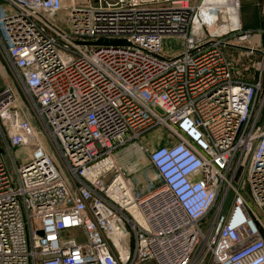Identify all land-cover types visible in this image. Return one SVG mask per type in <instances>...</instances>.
Masks as SVG:
<instances>
[{
  "label": "built area",
  "instance_id": "1",
  "mask_svg": "<svg viewBox=\"0 0 264 264\" xmlns=\"http://www.w3.org/2000/svg\"><path fill=\"white\" fill-rule=\"evenodd\" d=\"M227 22L207 0H0V264H264L236 185L264 208V46L259 75L235 72L227 47L258 50ZM156 128L138 148L161 184L141 192L114 153Z\"/></svg>",
  "mask_w": 264,
  "mask_h": 264
},
{
  "label": "rangeland",
  "instance_id": "2",
  "mask_svg": "<svg viewBox=\"0 0 264 264\" xmlns=\"http://www.w3.org/2000/svg\"><path fill=\"white\" fill-rule=\"evenodd\" d=\"M193 1L194 0H191V2H193ZM220 11H221V9H220ZM231 41H233V40H231ZM240 44H243V43H240ZM181 46H182V40L178 37H168V38H165L163 40V52L165 54L173 53L174 51L180 49ZM256 49L258 50V51H256V54L250 55V56L246 55L243 48H240L237 50L227 48L226 53H227L228 59L231 60V62H232L233 69L235 72L237 70L239 72H241V71L244 72L243 68L246 66H247L246 70H248L250 72V74H252L254 77L259 75V72H260V74H261L260 91L258 94L254 113H255V117H257V122L264 126V69H263V71L261 70L259 72L256 69V64L258 61H260V53H261V51H263V47L258 46V47H256ZM243 75L245 76V73ZM152 131L147 133L141 139L140 143L137 142L139 144H137V145L135 144L137 149L140 150V148H138V146H141V144H143L145 148H147L148 150H151L152 148L167 142V139H166L164 132H163V134H160V133H156V132L154 133ZM133 143L134 142H132L126 146H123L124 148L122 147L123 148L122 150H125V151L132 150L131 148H133V147H129V146L132 145ZM17 149L18 148H14V153L17 152ZM19 153H20V148L18 149V152H17V154L20 156ZM142 153L144 155L142 156L141 160L139 161V165L142 164V166L139 168V170H142V169L145 170L149 177L147 180H145L146 185H144V186L141 184H140V186L138 184H135V183H132V184H134V186L137 187L141 192H144V191H146L147 188H149L151 186H153V187L159 186L161 184V181L156 176L154 169L150 165L148 158H147V153L146 152H142ZM4 160H5L8 172L12 176L13 175L12 174V167H11V164H10L8 158L5 155H4ZM117 166L119 167L121 173L126 178L131 179V177L133 176L132 174L129 175V172L126 171L125 168H121L119 163L117 164ZM236 185H238L240 193L243 195V197L245 198L247 203L250 205V207L252 208L255 215L261 220V222L264 225V208L258 207L253 202V200L250 196V191L248 188L247 179H246L244 173L240 176ZM65 235L68 237H71V236L72 237L73 236L82 237V236H79L78 233L75 232V230H68L65 232ZM209 259H210V257H209V254L207 252L201 260L194 261L191 264H208ZM144 264H157V262L154 259H147Z\"/></svg>",
  "mask_w": 264,
  "mask_h": 264
},
{
  "label": "crops",
  "instance_id": "3",
  "mask_svg": "<svg viewBox=\"0 0 264 264\" xmlns=\"http://www.w3.org/2000/svg\"><path fill=\"white\" fill-rule=\"evenodd\" d=\"M209 4L223 8L229 14L230 18L237 12L238 22L243 30L253 31L250 38V44L255 46H264V0H207ZM238 2V3H237ZM238 7V8H237ZM220 11V9H219ZM222 11V9H221ZM228 49H239L236 46L227 47ZM11 72L4 60L0 57V86L4 84H13ZM152 132L163 134L164 130L156 128ZM124 148V147H123ZM115 151L114 158L121 168H125L129 175H133L129 180L132 183L146 185L145 180L148 174L145 170H139L142 166L139 161L144 155L139 149ZM21 151V150H20Z\"/></svg>",
  "mask_w": 264,
  "mask_h": 264
},
{
  "label": "water",
  "instance_id": "4",
  "mask_svg": "<svg viewBox=\"0 0 264 264\" xmlns=\"http://www.w3.org/2000/svg\"><path fill=\"white\" fill-rule=\"evenodd\" d=\"M90 43H93V44H104V45H117V44H124L125 40L101 38V39H98L95 42H90ZM241 171H242V166H239V168L237 169L236 174L234 176V182H236L238 180ZM232 195H233V190L229 189V191H228V193L226 195V198L224 200L223 206H222V213L226 212V210H227V208H228V206H229V204L231 202ZM260 232H261V235L264 237V231L261 229Z\"/></svg>",
  "mask_w": 264,
  "mask_h": 264
},
{
  "label": "bare ground",
  "instance_id": "5",
  "mask_svg": "<svg viewBox=\"0 0 264 264\" xmlns=\"http://www.w3.org/2000/svg\"><path fill=\"white\" fill-rule=\"evenodd\" d=\"M235 1H236V0H235ZM212 6H214V7L217 8V9H222V11H220V12L222 13V16H224L226 19H228V22H227L226 24H229V23H230V25H233V24L236 23V19H237V12H236V11H235V16L232 17V18H230V16H229V14L227 13V11H225L223 8H221V7H217V6H215V5H212ZM237 8H238V7H237ZM227 27H228V25H223L221 29H222V30H225ZM129 147H133V149H137L135 143H133V144L130 145Z\"/></svg>",
  "mask_w": 264,
  "mask_h": 264
}]
</instances>
